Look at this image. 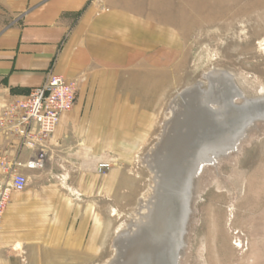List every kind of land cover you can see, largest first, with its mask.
Wrapping results in <instances>:
<instances>
[{
	"label": "rangeland",
	"instance_id": "obj_1",
	"mask_svg": "<svg viewBox=\"0 0 264 264\" xmlns=\"http://www.w3.org/2000/svg\"><path fill=\"white\" fill-rule=\"evenodd\" d=\"M154 1L155 10L139 13L153 15L157 34L165 33L164 44L156 45L155 112L140 122L136 116L125 121L116 120L115 115L107 116L114 120L90 122L92 132L103 134L92 138L94 145L105 150L91 156L97 177L91 181L90 213L87 203L83 208L82 203L70 200H45V209H60L65 217L37 219L44 223L37 225L42 228L38 238L44 249L14 245L10 250L13 262L105 264L113 257L115 236L132 227L136 210L151 193L152 172L143 157L157 142L172 99L194 83L206 87L204 74L214 70L231 75L245 98L264 95V0ZM1 5L0 29L12 20L11 12ZM71 83L78 93V83ZM236 101L239 104L243 99ZM233 150L205 165L194 178L178 264H264V121L247 127ZM66 153L52 154L59 177L50 179L57 188L44 191L45 197L71 192L63 169ZM102 162L109 164L105 172L97 169ZM39 169L44 174L47 165ZM29 181V195L36 193L37 183L49 182L40 176ZM83 210L86 219L79 216ZM58 220L60 226L55 225Z\"/></svg>",
	"mask_w": 264,
	"mask_h": 264
},
{
	"label": "crops",
	"instance_id": "obj_2",
	"mask_svg": "<svg viewBox=\"0 0 264 264\" xmlns=\"http://www.w3.org/2000/svg\"><path fill=\"white\" fill-rule=\"evenodd\" d=\"M0 3L12 16L11 22L0 29V111L41 85L51 73L78 83L73 110L62 115L54 133L42 144V152L20 147L17 140L0 134V155L17 156L21 163L42 158L43 167L47 165L44 174L39 168H21L28 183L32 176L45 177L49 182L37 183L35 194H28V183L22 192L11 191L4 209L0 264H19L12 261L13 248L23 249L29 244L34 250L44 249L38 238L42 228H37L44 223H38L37 219L65 217L60 209H45V200H70L82 203L83 208L87 203L90 213L91 181L97 177L91 156L105 151L94 145L92 138L103 134L92 132L90 122L114 120L109 115L125 121L128 116H136L140 122L150 111L155 112L156 45L164 44L165 33L161 30L157 34L153 15L139 13L155 10L154 0H0ZM58 150L67 152L68 162L63 169L67 170L70 199L66 194L46 197L43 194L57 188L50 179L59 177L52 163V154ZM5 182L0 167V189ZM82 212L80 218L86 219V210ZM59 222L55 225L60 226Z\"/></svg>",
	"mask_w": 264,
	"mask_h": 264
},
{
	"label": "bare ground",
	"instance_id": "obj_3",
	"mask_svg": "<svg viewBox=\"0 0 264 264\" xmlns=\"http://www.w3.org/2000/svg\"><path fill=\"white\" fill-rule=\"evenodd\" d=\"M204 76L206 87L194 83L172 99L158 140L143 157L152 172L151 193L132 227L115 236L113 257L105 264H178L174 251L182 243L195 176L231 153L254 121H264V95L245 98L225 71ZM239 94L243 101L237 104Z\"/></svg>",
	"mask_w": 264,
	"mask_h": 264
},
{
	"label": "built area",
	"instance_id": "obj_4",
	"mask_svg": "<svg viewBox=\"0 0 264 264\" xmlns=\"http://www.w3.org/2000/svg\"><path fill=\"white\" fill-rule=\"evenodd\" d=\"M75 99L74 84L59 74L51 73L41 85L33 87L27 95L0 111V134L17 140L20 147L42 152V144L54 133L62 115L72 109ZM42 166V158L21 163L17 156L6 158L0 155V167L6 177V185L0 189V219L10 192H22L27 186L28 177L21 168ZM108 168L106 162L97 166L99 172Z\"/></svg>",
	"mask_w": 264,
	"mask_h": 264
},
{
	"label": "water",
	"instance_id": "obj_5",
	"mask_svg": "<svg viewBox=\"0 0 264 264\" xmlns=\"http://www.w3.org/2000/svg\"><path fill=\"white\" fill-rule=\"evenodd\" d=\"M242 95L241 94H239V98L238 99H242V97H241ZM257 113H258V111H256ZM263 113V112H262ZM187 194V193H186ZM186 217H187V214L185 213V212H182V216H181V221H183V220H185L186 219ZM186 226V225H185ZM183 227H184V225H183ZM185 234V227H184V229H183V231H182V243H183V235ZM182 243H181V245H179L178 247H176L177 248V250L176 251H174L175 252V254H174V262L175 263H177V258L179 257V253H180V251H181V249H182V247H183V245H182Z\"/></svg>",
	"mask_w": 264,
	"mask_h": 264
}]
</instances>
